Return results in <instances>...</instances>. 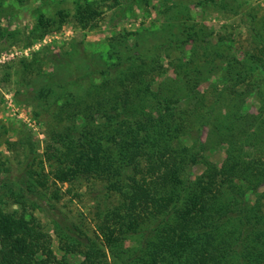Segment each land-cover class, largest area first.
<instances>
[{"label": "trees", "instance_id": "obj_1", "mask_svg": "<svg viewBox=\"0 0 264 264\" xmlns=\"http://www.w3.org/2000/svg\"><path fill=\"white\" fill-rule=\"evenodd\" d=\"M202 1L224 9L230 5L225 0ZM4 9L1 5L0 11ZM36 27L31 32L37 33L31 35L40 39L46 31H38ZM0 39L13 44V31L0 25ZM257 43L255 52H248L238 60L228 55L229 47L223 46L222 41L218 42L221 46L211 48L203 42V49L209 50L208 67L204 65L202 71L194 72L191 79L182 77L187 92L176 97L169 87L151 90V81L143 77L147 67L141 65L139 70L130 71V62L148 58L147 51L139 53L126 40L111 39L106 62L102 65L91 62L87 72L101 77L110 88L126 84L132 91L123 98L110 94L93 113L82 112L79 126H84L83 130H77L75 125L77 114L65 112L60 106V112L72 121L56 139L67 150L52 152L46 160H52L54 182L97 175L108 181L107 198L120 193L123 201L113 207L106 202L94 240L82 237L66 218L53 220L62 251L81 256L79 261L69 262L56 258L49 231L27 210L26 197L32 189L26 186L24 178L13 183L15 190L11 181L3 179L1 187L12 191L11 202L17 208L5 206L7 203L0 198V264H216L228 259V251L229 259L242 264L261 262L264 259V103L257 114L248 113L239 97L254 90L261 92V85L250 81L256 69L264 81V42ZM174 46L175 38L170 37L152 47L160 50ZM68 57L53 61L54 70L68 66L67 61L63 62ZM215 58L222 63L219 76L228 84L225 88L245 83L242 92L236 93L238 102L216 114L213 104L206 105L204 92L195 85L202 75L214 74L216 69L211 63ZM81 79L80 76L74 79L73 85L86 88L90 79ZM190 80H194L192 88L188 86ZM46 91L55 93L50 87ZM131 92L135 94L133 101L129 100ZM188 109L200 113L194 117L198 118L195 130L187 132L192 143L179 146V135L183 133L172 120L180 114L178 111L185 113ZM95 115L102 120L98 125L93 124L97 122ZM253 123L256 130L250 133ZM90 124L95 127L93 131L87 127ZM204 125L216 141L226 143L225 158L219 166L207 163L205 171L196 178H186L185 169L203 160L200 131ZM101 127L107 128L102 134ZM56 154L61 156L55 157ZM259 188H262L260 192ZM252 194L256 195L254 201ZM31 204L37 205L36 201ZM233 222L235 225L226 229L225 225ZM128 240L132 244H127Z\"/></svg>", "mask_w": 264, "mask_h": 264}, {"label": "rangeland", "instance_id": "obj_2", "mask_svg": "<svg viewBox=\"0 0 264 264\" xmlns=\"http://www.w3.org/2000/svg\"><path fill=\"white\" fill-rule=\"evenodd\" d=\"M225 1L230 3L226 9L202 0H0V6L5 7L3 12L0 11V25L13 31L15 38L13 44L0 39V198L7 203L5 206L17 208V204L11 202L12 191L1 187V182L3 179L11 181L15 190L13 183L24 178L26 186L28 184L32 189L31 193L25 192L28 194L27 210L49 231L57 259L77 262L81 256L62 251L53 228L55 218H66L82 237L94 240L106 202L113 207L124 198L120 193L107 198L109 194L105 185L108 181L97 175L54 182L52 160H46L52 152L67 150L65 144L56 141L58 134L72 122L60 112L61 109L75 112L74 124L78 126L77 130H83L84 126H79L82 112L85 115L93 113L106 97H111L110 94L123 98L132 91L126 84L112 88L108 83L103 84L101 77L87 72L89 64L106 62L108 43L120 38L129 46H135L139 53L147 51L148 58L130 62V71L139 70L141 65L147 67L143 77L145 81H151L152 91L163 86L169 87L171 93L175 92L176 97L186 93L182 77L191 79L194 72L202 71L204 65L208 67L209 50L203 49V42L211 48L222 41L223 46L229 47L228 55L238 60L248 52H255L257 41L264 42V0ZM35 26L38 31H46L40 39L31 35L37 33L31 32ZM170 37L175 38L176 46L160 50L152 47ZM67 55L68 59L63 62L67 61L68 66L55 71L53 61ZM219 59L215 58L211 63L216 69L214 74L202 75L195 83L197 89L204 92L206 105L213 104L214 114L225 110L234 101L238 102L236 93L245 87L243 82L237 83L236 88L224 87L228 84L220 79L219 66L222 63ZM262 59L264 61V54ZM79 76L82 78L79 81L90 79L86 88L73 85ZM262 80L259 69L254 70L250 81L261 85V92L254 90L239 96L245 112L257 114L262 107ZM190 82L188 86L194 87V80ZM47 87L55 93L47 92ZM41 90H44L43 94L39 95ZM132 96L135 94L131 92L130 101ZM178 113L172 120L183 133L179 135L178 144L190 145L192 142L187 132L195 130L198 118L194 117L200 112L191 113L188 109L185 113ZM94 117L97 121L94 125L102 122L97 115ZM83 118L87 119L84 114ZM93 124L87 126L90 131L95 128ZM255 126L253 123L249 128L250 133L256 130ZM99 129L102 134L107 128ZM200 139L204 145L203 160L185 169L186 178H196L205 171L207 163L219 166L225 158L226 143L216 141L207 125L201 128ZM123 191L125 195L124 188ZM255 196L251 195V201ZM33 201L36 206L31 204ZM232 225L235 223L226 224V229ZM126 243L132 244L129 240ZM230 251L234 254L233 250ZM229 257L228 251V261L215 263L242 264ZM263 263L264 259L257 264Z\"/></svg>", "mask_w": 264, "mask_h": 264}]
</instances>
